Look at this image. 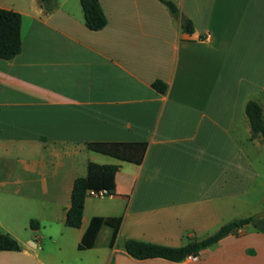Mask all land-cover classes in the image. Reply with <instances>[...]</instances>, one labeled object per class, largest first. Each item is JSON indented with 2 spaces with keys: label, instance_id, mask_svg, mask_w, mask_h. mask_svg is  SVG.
Here are the masks:
<instances>
[{
  "label": "crops",
  "instance_id": "1",
  "mask_svg": "<svg viewBox=\"0 0 264 264\" xmlns=\"http://www.w3.org/2000/svg\"><path fill=\"white\" fill-rule=\"evenodd\" d=\"M169 1L178 20L159 0H99L108 24L92 31L81 0L52 12L0 0L22 16L21 53L0 59V231L21 251L0 264H264V138L245 113L251 100L264 110V0ZM113 142L146 143V157L95 146ZM92 163L119 166L115 190L88 196L81 228L67 227ZM94 218L120 219L117 237L104 228L80 250ZM247 218L196 262L125 249L181 248Z\"/></svg>",
  "mask_w": 264,
  "mask_h": 264
},
{
  "label": "trees",
  "instance_id": "2",
  "mask_svg": "<svg viewBox=\"0 0 264 264\" xmlns=\"http://www.w3.org/2000/svg\"><path fill=\"white\" fill-rule=\"evenodd\" d=\"M171 13L174 19L180 18L177 6L169 0H159ZM42 7L47 12H52L56 7V0H41ZM85 15V22L88 29L92 31L103 30L108 24V18L102 9L99 0H81ZM187 24L190 21L187 20ZM192 33V27L186 29ZM22 51V16L19 13L0 9V59L9 61L16 58ZM154 88L160 93H165L167 86L162 82H156ZM245 113L251 124L252 139L264 138V110L262 106L251 100L246 104ZM95 146L130 158L143 160L148 151L146 143H97ZM116 165L90 164L88 175L77 178L71 198V207L67 212L66 226L70 228H81L84 208L90 191L107 190L112 193L115 190V177L119 171ZM253 218L233 221L220 228L214 235L201 240H193L181 248H170L152 243L128 240L125 244L127 253L137 260H148L162 258L172 262L180 263L188 256L198 255L220 240L229 235L237 234L246 225L251 223ZM121 225L120 219L94 218L82 242L80 250L92 249L99 246L98 237L102 229L109 228L113 231L112 243L115 241ZM33 230L39 229L36 221L31 222ZM21 246L11 235L0 231V252H20Z\"/></svg>",
  "mask_w": 264,
  "mask_h": 264
},
{
  "label": "built area",
  "instance_id": "3",
  "mask_svg": "<svg viewBox=\"0 0 264 264\" xmlns=\"http://www.w3.org/2000/svg\"><path fill=\"white\" fill-rule=\"evenodd\" d=\"M211 39V35L208 34L205 36V38L200 39L201 41H208ZM110 192L107 190H101V191H90L89 196L97 197V198H104L110 196ZM185 260H189L192 262L198 261V258L194 255L188 256Z\"/></svg>",
  "mask_w": 264,
  "mask_h": 264
},
{
  "label": "water",
  "instance_id": "4",
  "mask_svg": "<svg viewBox=\"0 0 264 264\" xmlns=\"http://www.w3.org/2000/svg\"><path fill=\"white\" fill-rule=\"evenodd\" d=\"M184 23H185V21H184ZM188 27H189V26H188ZM188 27H187V28H188ZM263 215H264V214H263Z\"/></svg>",
  "mask_w": 264,
  "mask_h": 264
},
{
  "label": "rangeland",
  "instance_id": "5",
  "mask_svg": "<svg viewBox=\"0 0 264 264\" xmlns=\"http://www.w3.org/2000/svg\"><path fill=\"white\" fill-rule=\"evenodd\" d=\"M264 97V96H263Z\"/></svg>",
  "mask_w": 264,
  "mask_h": 264
}]
</instances>
